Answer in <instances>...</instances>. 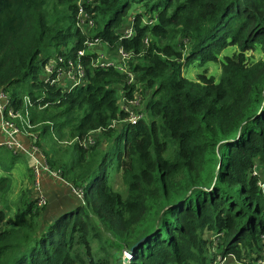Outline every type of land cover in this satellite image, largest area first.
Listing matches in <instances>:
<instances>
[{"label":"trees","instance_id":"1","mask_svg":"<svg viewBox=\"0 0 264 264\" xmlns=\"http://www.w3.org/2000/svg\"><path fill=\"white\" fill-rule=\"evenodd\" d=\"M77 1L0 0V89L17 109L23 96L35 100L46 59L75 57L88 37L133 53L136 86L115 69L92 67V52L83 58V85L68 93L46 85L40 103L49 104L30 112L37 143L51 168L83 188L82 202L49 218L33 190L8 201L11 180L0 176V264H122L143 238L125 264H212L217 254L258 264L264 193L253 171L264 167V0H83L95 19L88 37L75 26ZM134 5V34L120 38ZM229 46L235 51L222 55ZM194 62H217L220 78L204 69L188 79ZM121 86L137 90L145 115L107 129L126 116ZM98 128L106 129L94 137L112 144L96 165L97 137L89 147L74 143L71 163L41 144ZM6 151L14 161L20 155L0 147V158ZM109 162L125 193L112 187Z\"/></svg>","mask_w":264,"mask_h":264},{"label":"built area","instance_id":"2","mask_svg":"<svg viewBox=\"0 0 264 264\" xmlns=\"http://www.w3.org/2000/svg\"><path fill=\"white\" fill-rule=\"evenodd\" d=\"M83 0L77 1V14L75 18V26L81 32H87L95 26L93 12L85 9L82 6ZM134 34L133 21L123 30L120 38H131ZM99 38L88 37L84 41V47L76 52L75 57L62 56L53 54L46 59V62L41 67L40 81L43 83L44 88L40 92V96L32 100L30 96L25 95L22 98V105L19 109L15 108L11 96L0 89V130L4 133L5 139L3 145L15 154H25L31 159V169L34 171L33 190L35 192V199L38 207L47 204V197L42 190L41 175L43 172H48L54 177L65 181L61 175L60 169H53L47 163L43 151L38 145V133L34 131L35 124L31 123L30 112L36 105L43 108L49 103L41 104L40 102L47 97V86L58 88L62 93H68L72 89L81 86L85 83L86 72L83 58L89 53L94 54L91 56L90 64L95 68H112L125 75L126 85L128 87L136 86L135 75L130 67V60L133 53L125 51L122 47L117 46L112 51H94L96 45H101ZM143 43L148 45V37H144ZM128 89L121 92L117 98V105L120 111L125 113L124 118L114 119L107 126V129L115 128L117 123H128L131 125L136 124L144 117V112L139 110L142 100L137 90H133L131 95L127 94ZM38 103H35V102ZM58 102V101H56ZM106 128H98L89 131L84 137H76V142L82 147H89L94 144V134L100 133ZM24 138H21V137ZM69 191L77 198H83V188L76 186L68 181H65ZM218 234L212 236L214 242L217 240ZM264 243V235L262 236ZM125 256L130 259L131 255L124 252ZM230 258L235 264H246L235 259L231 254L227 256L217 255L213 264H227ZM258 264H264L263 257L257 260Z\"/></svg>","mask_w":264,"mask_h":264},{"label":"rangeland","instance_id":"3","mask_svg":"<svg viewBox=\"0 0 264 264\" xmlns=\"http://www.w3.org/2000/svg\"><path fill=\"white\" fill-rule=\"evenodd\" d=\"M94 3H95L94 0H92V4H94ZM139 9H140L139 5H134V7L131 8V10L129 11V15L127 17V20L124 24V26L126 25L125 28L130 24L131 21H133V19H134L133 14L136 11H139ZM101 27H102V25L100 24L99 28H101ZM94 28L88 30V33L85 31L82 34H84L86 37L92 36L95 33ZM233 48H234L233 46L227 47L226 49H224L222 51V55H231ZM113 49L110 48L109 46H107V44H105L103 42H101V45H96L94 47V51H98V52L99 51L108 52V50L112 51ZM234 51H235V48H234ZM46 52H48V51H46ZM221 58H222V56H221ZM204 69H207V74L212 75L216 80H218L220 78L221 73H220V68H219L217 62H208V63L202 64V65L198 64L197 62L191 63L185 67L184 75L188 79L193 80L196 77V74L203 72ZM39 79H40V74H39ZM16 88H18V89L21 88V85L16 86ZM125 90L126 89L123 86H121V88L118 91V96L121 92H124ZM35 107H36L35 109L39 112H42L44 110L42 108H39L37 105ZM64 107L65 106H62L60 108H64ZM139 110L143 111L141 104L139 106ZM115 119H117V118H115ZM118 119H120V118H118ZM120 123L121 122L117 123L116 127ZM37 126H38V124H36V127ZM76 137L77 136L70 138L66 134H64L61 138L57 137V140H54L55 141L54 142L53 140L51 141L50 136L47 135V136H45L44 141L46 142L47 145L52 144L53 152L55 151L54 152L55 156L53 159L58 160L60 163L61 162L62 163H67V162L71 163L73 161V158H74L71 155V153L74 149V147L72 145L74 143H77L75 140ZM96 137H94L95 138L94 139V145L96 144V141L98 139L99 141L97 143L98 145L96 147V153H98L99 156H97L96 154H94L92 156L95 158L91 161V163L93 165H96L97 162H99L101 160V154L106 152V150H108L109 148H111V144H112L111 143L112 139L111 138L108 139L107 136H102V135L98 134L97 139H96ZM45 153L46 152L43 150L44 157H45ZM88 156H89L88 158L85 157L86 158L85 162L89 161L90 155L88 154ZM109 163L110 164H108V166L106 167V170L109 173L110 182H111L112 187L117 191L125 193V187H124V184L122 182L121 173H117L114 170V166H115L114 162H112V163L109 162ZM31 164H32L31 159L28 156H26L25 154H20L19 157H17V159L14 161V160H12V153L10 151L2 152V157L0 158V176H3V177L7 176L11 180L10 181V183H11L10 188H9L7 195H6V198L8 201H10V202L15 201L17 199V196L19 194H21V192H22L21 190H27L25 193H28V191H29L31 194L32 186L34 183V175H35L34 171H32V169H31ZM253 173L254 174L258 173V176L260 179L258 182V185L263 190V193H264V167H261L260 165L256 166V168H254ZM17 186H20V187H17ZM19 190L21 192H19V194H18ZM62 194H63V200H65L67 202L69 201V203L72 206L78 205L82 202V200L77 199L75 196L71 195L68 188H64V192ZM56 197L57 196H54V198H52V202L50 204L49 203V197L47 196L48 202H47V205L45 206L44 214L45 215L47 214V217H49V218H52L54 211H56V207L61 205V204H57L58 200ZM11 213H12V209H10L8 212H6V216L8 214H11ZM4 224H7V223L2 222L1 227H3ZM206 236L208 238L212 239L213 235L207 234ZM216 242H217V240L215 241V243ZM210 255L211 256L216 255L214 252V249L211 250ZM217 255H221V254H217ZM124 257H125V254H124ZM122 264H125V263L123 262ZM227 264H235V263L232 261H229ZM246 264H248V261H246Z\"/></svg>","mask_w":264,"mask_h":264},{"label":"crops","instance_id":"4","mask_svg":"<svg viewBox=\"0 0 264 264\" xmlns=\"http://www.w3.org/2000/svg\"><path fill=\"white\" fill-rule=\"evenodd\" d=\"M21 138H24V137L22 136ZM4 139H5V135L0 130V145H3ZM41 144H42L43 148L47 149L45 142H41ZM0 147H4V146H0ZM41 186H42V190L44 191L46 197L47 196L49 197V203L50 204H51L52 198H54V196H57L56 197L58 200L57 204H61L60 205L61 207L60 206L56 207V211H54L53 214H58L59 212H62L63 210H67L69 207L72 206L69 203V201L67 202V201L63 200V194L62 193L64 192V188H68L65 181H63L57 177L52 176L48 172H43L41 175ZM17 187H20V186H17ZM20 190L18 191V194H19ZM32 190H33V186H32ZM70 194L73 195L71 192H70ZM77 199H80V198H77ZM80 200H82V199H80ZM47 202H48V200H47Z\"/></svg>","mask_w":264,"mask_h":264},{"label":"water","instance_id":"5","mask_svg":"<svg viewBox=\"0 0 264 264\" xmlns=\"http://www.w3.org/2000/svg\"><path fill=\"white\" fill-rule=\"evenodd\" d=\"M144 240V238L143 239H141V240H139L131 249H130V251H128L127 253L130 255L131 254V251L133 250V248H135L138 244H140L142 241ZM129 259H128V256H125V257H123V262L124 263H126L127 261H128Z\"/></svg>","mask_w":264,"mask_h":264}]
</instances>
